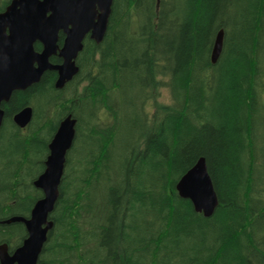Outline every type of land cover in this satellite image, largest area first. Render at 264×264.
<instances>
[{
  "label": "trees",
  "instance_id": "1",
  "mask_svg": "<svg viewBox=\"0 0 264 264\" xmlns=\"http://www.w3.org/2000/svg\"><path fill=\"white\" fill-rule=\"evenodd\" d=\"M77 64L63 88L49 70L3 105L0 243L12 253L28 236L1 221L29 217L43 197L33 181L72 113L76 137L38 264H264V0H115L106 36L87 37ZM26 105L34 115L20 128L13 116ZM201 156L219 198L211 217L176 188Z\"/></svg>",
  "mask_w": 264,
  "mask_h": 264
},
{
  "label": "water",
  "instance_id": "2",
  "mask_svg": "<svg viewBox=\"0 0 264 264\" xmlns=\"http://www.w3.org/2000/svg\"><path fill=\"white\" fill-rule=\"evenodd\" d=\"M115 0H11L0 12V129L5 118L3 105L15 91H24L39 83L46 71L57 72L55 87L63 88L79 72L77 58L87 37L101 43L107 34ZM64 33L62 45L59 34ZM41 43L42 49L35 48ZM224 29L215 38L211 59L217 63L223 49ZM57 55L61 62L53 63ZM34 115L26 105L13 116L25 128ZM77 119L65 116L49 143L44 171L33 181L43 192L30 217L14 215L3 224L22 222L28 232L23 243L11 253L7 243H0V264H38L49 231L54 227L50 218L60 197L67 155L76 137ZM179 195L191 200L194 209L211 217L219 205L206 158L201 156L176 184Z\"/></svg>",
  "mask_w": 264,
  "mask_h": 264
},
{
  "label": "rangeland",
  "instance_id": "3",
  "mask_svg": "<svg viewBox=\"0 0 264 264\" xmlns=\"http://www.w3.org/2000/svg\"><path fill=\"white\" fill-rule=\"evenodd\" d=\"M125 92L127 94V96H132V86L129 85L127 82H125ZM159 100H161L162 102H169L170 101V97H169V92H168V89L167 88H163L162 91H161V94L159 96ZM122 138L123 136H126L127 134V126L126 124L124 125L123 129H122ZM3 162V160H2ZM1 162V156H0V163ZM106 191L103 189V190H99L97 192V197L98 199H104L106 197Z\"/></svg>",
  "mask_w": 264,
  "mask_h": 264
},
{
  "label": "flooded vegetation",
  "instance_id": "4",
  "mask_svg": "<svg viewBox=\"0 0 264 264\" xmlns=\"http://www.w3.org/2000/svg\"><path fill=\"white\" fill-rule=\"evenodd\" d=\"M11 2V0L5 5V7H4V9L8 6V4ZM3 9V10H4ZM3 10H1V11H3ZM0 11V12H1ZM46 161V160H45ZM45 167H46V165H45ZM61 187V186H60ZM39 189V188H38ZM32 211V210H31ZM30 215H31V213H30ZM51 215H52V213H51ZM30 217V216H29ZM26 218H28V217H26ZM50 218H51V216H50ZM52 219V218H51ZM52 220H54V219H52ZM22 223V222H21ZM54 226H55V221H54ZM54 228V227H53ZM27 230V229H26ZM53 230V229H52ZM51 231V230H50ZM50 231H49V233H50ZM28 233V232H27ZM48 237H49V234H48ZM48 241V240H47ZM47 243V242H46ZM10 251V250H9ZM13 252V251H12Z\"/></svg>",
  "mask_w": 264,
  "mask_h": 264
}]
</instances>
